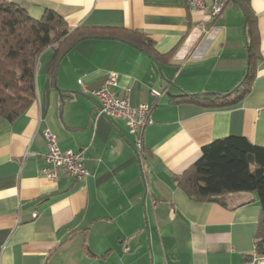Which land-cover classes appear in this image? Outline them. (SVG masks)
<instances>
[{"label":"crops","instance_id":"0c3cea01","mask_svg":"<svg viewBox=\"0 0 264 264\" xmlns=\"http://www.w3.org/2000/svg\"><path fill=\"white\" fill-rule=\"evenodd\" d=\"M8 1L34 19L52 9L73 29L144 34L166 56L87 38L59 58L56 72L53 49L43 52L32 103L11 122L0 116V264H148L149 238L153 264H257L256 193L195 201L174 177L215 139L236 135L264 147V0H249L258 32L250 88L227 107H205L179 89L226 94L239 83L247 67L244 17L232 0L212 22L189 12L185 0ZM110 72L119 97L152 105L139 161L125 121L99 115L91 93ZM46 131L63 151L85 149L84 179L40 173Z\"/></svg>","mask_w":264,"mask_h":264},{"label":"trees","instance_id":"16d2710c","mask_svg":"<svg viewBox=\"0 0 264 264\" xmlns=\"http://www.w3.org/2000/svg\"><path fill=\"white\" fill-rule=\"evenodd\" d=\"M245 19L248 64L243 79L226 94H182L205 107L235 104L249 90L258 47L256 17L249 0H236ZM109 37L127 41L150 57L161 59L153 42L144 34L113 27L78 26L71 28L61 15L45 9L39 19L8 0H0V116L13 121L22 115L35 98V73L47 48L58 60L78 41ZM141 155V154H139ZM174 180L195 201H213L229 193L255 192L260 215L254 233L255 251L264 254V147L245 137L229 135L204 145L201 155Z\"/></svg>","mask_w":264,"mask_h":264},{"label":"built area","instance_id":"2783aa9c","mask_svg":"<svg viewBox=\"0 0 264 264\" xmlns=\"http://www.w3.org/2000/svg\"><path fill=\"white\" fill-rule=\"evenodd\" d=\"M230 0H185L189 12H203L207 15V21H214L224 10ZM199 26H205L200 22ZM78 83L83 87L81 80ZM116 84V75L113 72L107 74L105 82L99 88L93 90L92 95L99 102L98 114L105 115L111 119H122L125 121L128 132L133 136V147L137 153L143 150L142 134L144 129L153 123L151 118L152 105L142 103L131 106L128 99L119 97L112 87ZM152 94L159 95V92L152 90ZM46 152L43 154L46 166L40 173L50 181H57L60 172L73 176L76 180H82L87 175L84 167V152L82 148L77 151L71 149L61 150L58 147L55 134L45 132ZM257 264H264V254H256L253 257Z\"/></svg>","mask_w":264,"mask_h":264},{"label":"water","instance_id":"95a60500","mask_svg":"<svg viewBox=\"0 0 264 264\" xmlns=\"http://www.w3.org/2000/svg\"><path fill=\"white\" fill-rule=\"evenodd\" d=\"M232 1H233V2H236V0H232ZM95 38H109V37H95ZM117 40H119V39H117ZM119 41L124 42V43H126V44H128V45H131V46H133V47L136 48L135 45H133V44L127 42V41H124V40H119ZM243 41H244V46H245L246 61H247V64H248L249 57H248V49H247V38H246V30H245V19H243ZM74 45H75V43L72 44V45L67 49V51H69ZM152 60H153V59H152ZM59 62H60V59H59V61H58V63H57L56 72H57V68H58ZM153 62L155 63L154 60H153ZM245 75H246V74H245ZM179 90L181 91V94H188V93H186L185 91H182L181 89H179ZM133 149H134V151H135V154L137 155V160L139 161L138 153H137V151L135 150V148H133ZM139 169H140V171H141V164H139Z\"/></svg>","mask_w":264,"mask_h":264},{"label":"rangeland","instance_id":"374dc122","mask_svg":"<svg viewBox=\"0 0 264 264\" xmlns=\"http://www.w3.org/2000/svg\"><path fill=\"white\" fill-rule=\"evenodd\" d=\"M245 58H246V54H245ZM246 65V64H245ZM245 72H246V66H245V70H244V72H242L241 74H239L238 76L241 78V79H239V81L238 82H240L242 79H243V77H244V75H245ZM146 233V232H145ZM149 237H150V235H149ZM147 250H148V264H153V262H151V257H152V246H151V240H150V238H149V240L147 239Z\"/></svg>","mask_w":264,"mask_h":264}]
</instances>
